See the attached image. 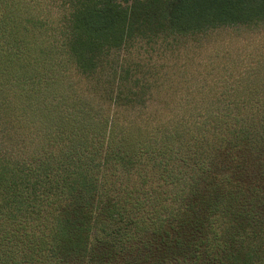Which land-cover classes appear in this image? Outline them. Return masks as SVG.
I'll return each mask as SVG.
<instances>
[{
  "label": "trees",
  "instance_id": "trees-1",
  "mask_svg": "<svg viewBox=\"0 0 264 264\" xmlns=\"http://www.w3.org/2000/svg\"><path fill=\"white\" fill-rule=\"evenodd\" d=\"M67 1L64 48L91 82L133 42L264 23V0ZM35 51L16 50L7 67L34 75L44 62ZM260 65L237 75L225 106L190 92L175 105L168 71L167 103L134 115L157 88L152 67L106 80L98 112L63 94L55 106L28 107L24 116L62 133L64 146L34 162L0 158V264H264Z\"/></svg>",
  "mask_w": 264,
  "mask_h": 264
},
{
  "label": "rangeland",
  "instance_id": "rangeland-1",
  "mask_svg": "<svg viewBox=\"0 0 264 264\" xmlns=\"http://www.w3.org/2000/svg\"><path fill=\"white\" fill-rule=\"evenodd\" d=\"M70 14L72 7L67 0H0V158L34 162V158H44L57 146H64L62 133H50V128L39 124L38 116L33 119L30 110L26 118L25 110L43 103L55 106L59 94H63L70 104L71 96L82 97L83 106L89 105L92 112H98L101 107L96 93L102 91L106 80L118 76L119 71L136 72L139 77L148 74L152 67L157 71L150 76L152 87H157L151 90L153 98H145L134 107V115L151 116L167 103L165 74L168 71L174 75L173 86L180 90L175 105L190 92L199 96L201 103L225 106L236 89L234 79L242 78L237 75L243 72L250 75L264 61V23L239 25L202 36L172 38L170 43L133 42L115 51L104 71L97 70L99 74L91 82L64 48ZM175 41L176 45H172ZM31 47L44 61L39 72L26 75L7 67L9 57L16 50L30 53ZM154 75L158 82L152 80ZM39 80H46L51 86L48 83L43 86ZM45 87L50 88V95L43 100ZM168 91L171 96L178 92ZM170 105L174 104L170 102Z\"/></svg>",
  "mask_w": 264,
  "mask_h": 264
}]
</instances>
